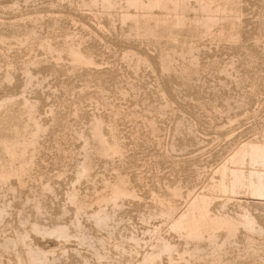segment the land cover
I'll return each mask as SVG.
<instances>
[{"label": "rangeland", "instance_id": "1", "mask_svg": "<svg viewBox=\"0 0 264 264\" xmlns=\"http://www.w3.org/2000/svg\"><path fill=\"white\" fill-rule=\"evenodd\" d=\"M81 1L84 2V0H0V100L23 98L30 103L34 101L32 104L34 111L36 109L35 114L37 113L35 115L37 119L30 123L33 132H37L34 137L35 144L29 149L27 156L33 164L28 161L30 163L23 177L19 179L18 176L12 177L0 184L2 187L0 206L6 207L0 216V245H5L0 246V264L19 262L27 264L28 256L22 244L7 246L5 242L8 238H14L20 231L30 230L31 224L38 221L48 227L61 222L67 223L74 235L67 240H58L53 236L43 237L31 233L33 242H37L36 245L55 254L48 252L51 257H57L54 264H191L189 262L215 264L216 260V264H223L225 261L227 263L224 264H260L259 259H256L257 253L254 252L264 255V233L258 232L253 235L239 226L235 235L226 229H214L210 235L214 233L215 238L208 235H204L203 238L193 235L190 239L191 235L185 228H179L178 222L179 219L193 213L191 205L193 195L207 193L212 198L210 212L214 216L224 213L227 216L232 215L231 217L239 221L242 215L240 212L247 208L252 210L258 222L264 226V196L249 195L240 185L234 188L230 174H228L230 178L226 176L224 179L227 185V193H224L220 188L218 190L221 176L216 172L224 164L231 168L233 166L231 157L247 142L264 145V0H241L243 3L239 5L238 17L240 23L235 27L242 40L217 38L222 34V28L225 34L229 29V31L235 29L226 21H222L221 26L215 24L211 31L212 35L195 39L200 46L194 54L198 60V72L189 76L187 81H183L179 72L163 71L162 64L160 67L162 62L169 65L172 63L171 66L179 71L186 64V60L173 53L168 55L170 57L164 56L163 50L167 44L163 45L162 41H156V38L141 36L144 21L141 9L133 7L131 10V7L124 5L126 4L124 0H122L124 4L119 0L120 3L116 5H119V9L115 6L113 11L112 8L108 10L105 5L107 10L103 9L104 6L100 7L103 0L95 2L96 8L93 3L95 0H85L84 6ZM189 2L185 5L186 7L189 4L187 8L181 9L183 12L173 10L159 12L155 9V13L176 16L178 12L180 15H187L190 20L194 18L193 22L198 21V16L201 17L199 19L201 21L204 20L202 16L208 17L209 13L201 10L198 2L195 0ZM86 5L88 6L85 7ZM190 8L198 9L196 12ZM107 11L111 13L108 14ZM124 13L134 14L133 20L123 19ZM135 21H138L139 28H136ZM98 25L104 26L100 28ZM130 29L134 33L137 31L138 34H134ZM256 40H259L258 43H255ZM70 48L93 57L97 65L77 66L71 59ZM132 49L135 50L132 51L135 56L129 51ZM124 50L129 54L122 58ZM159 57L161 60H157ZM125 58H128L127 61ZM136 61L139 62L138 65ZM160 91L167 97L161 96ZM111 104L112 108L109 107ZM135 114L140 116L136 119L132 116ZM145 116L147 121H143ZM99 118L108 123V125L104 123L105 126L113 123L118 130L119 142L121 148H124L121 149L119 156L116 154L103 158L99 153L100 142L94 128ZM22 120H26L25 116ZM83 153H88L93 161L97 159L91 174L93 181L92 177L89 180L87 178L79 180L77 177L75 168L80 160H84L83 157L86 155ZM122 154L123 158L120 157ZM249 158L246 154L243 164L237 168L244 169L245 171H241L247 175L257 170L263 173L264 166L262 168L259 164L252 166L250 161L247 162ZM227 160L229 162H226ZM116 175L123 177L129 175L127 177L129 185L131 184L129 187L136 195H133L134 198L128 197L114 207L112 202L99 201L96 197L109 194V183L115 180ZM20 179L25 184L22 187ZM175 187L179 190L180 196L176 197ZM74 188L80 191L77 193L80 195L73 201L70 195L72 193L69 192L70 189L75 190ZM168 188H173L174 192ZM233 188L237 189V193L236 190L232 191ZM157 196L164 198L165 201ZM168 198L170 199L166 200ZM84 203L85 207L82 205ZM169 206H172V209ZM99 210L107 214L108 224L99 225L96 222L93 215ZM27 217L29 220H26ZM93 222H96V225ZM173 226H177L176 231L173 230L175 229ZM258 234L262 237L257 236ZM80 237H85V241L82 242ZM250 238L253 240L250 241ZM220 242L222 245H219ZM228 243L232 247L228 246ZM122 246L125 248L122 249ZM252 246L254 249L260 248V251L253 249L252 253ZM194 248H198V251ZM225 248L229 249L225 252L232 254L228 253L224 258ZM160 249H167L169 252ZM124 250H127L126 252L130 250V254L123 252ZM211 251L215 255L220 254L221 256H217L222 257V262H218L217 256L215 257ZM156 252L159 253V257L156 256ZM248 253L253 254L248 256L251 258L244 256L249 255ZM19 255L22 257L24 255L23 259ZM239 255L241 257H238ZM200 257L206 258L203 261L199 259Z\"/></svg>", "mask_w": 264, "mask_h": 264}, {"label": "bare ground", "instance_id": "2", "mask_svg": "<svg viewBox=\"0 0 264 264\" xmlns=\"http://www.w3.org/2000/svg\"><path fill=\"white\" fill-rule=\"evenodd\" d=\"M88 1H91V0H88ZM87 1V2H88ZM98 0H95L93 3L95 4V2H97ZM102 1V0H101ZM119 0H103V3H102V6L100 5V7H103L104 5L109 8L108 10H110V8H112V11L114 10L113 7H115L118 3ZM122 1V0H120ZM126 4L123 3V1L121 3H123L124 5H127L129 8L131 7V10L133 9V7L135 8H138V9H141L143 12V18H144V21L142 22V26H141V30L143 32V34L141 36H145V37H151V38H156V41H162L163 45L164 43L167 44V47L166 49L164 48L163 52H164V56H168L170 53H173V54H176V55H179V57H181L183 60H186V64L181 68L179 67V64L177 65L179 68H181L179 71L176 70L174 67H172V63L171 65H169L168 63L166 62H162L160 63V67H161V64H162V69L163 71L164 70H173L175 71L176 73L179 72V75L182 77L183 81H187L189 76L193 75V74H196L198 72V60L195 58L194 54L197 50L200 49V46L199 44L197 43V41L195 39H197V37H205V36H208L211 34V31H212V28H214L215 24L216 25H220L222 21H226L229 23L230 27L234 28L236 26L237 23H240V21L238 20V17L240 15V10H239V5L240 3H243L241 2V0H195L196 3L198 2L199 5H200V9L201 10H204V11H207L209 13L208 17L206 18V16H202L204 20H199L201 19L200 16L197 17L198 21L196 20V22H193V20H190L188 19L185 15H180L176 14V16H171V15H161L160 13L156 14L155 13V9H157L159 12L163 11V10H173V11H182L181 9H184L185 5L191 1V0H124ZM85 2V0H84ZM81 1V4L83 5V3ZM100 2V1H99ZM190 3V2H189ZM192 3V2H191ZM88 4V3H87ZM90 4V2H89ZM88 4V5H89ZM81 5V6H82ZM88 5H86L85 7H87ZM93 5V4H92ZM96 6H94V8L97 7V3L95 4ZM121 5V4H120ZM192 5V4H191ZM84 6V5H83ZM104 6V10L106 9V7ZM119 6V5H118ZM118 6H116L118 8ZM189 6V4L187 5ZM187 6L185 8H187ZM197 6V5H196ZM92 6L90 5V8ZM115 7V8H116ZM127 7V8H128ZM89 8V7H88ZM123 8V6H122ZM126 8V6H125ZM135 8V9H136ZM192 8V7H191ZM190 8V9H191ZM194 8V7H193ZM101 9V8H100ZM102 9V10H103ZM119 9V8H118ZM134 9V10H135ZM196 9V8H195ZM191 9V11H196L197 12V9ZM93 10V9H92ZM107 10V9H106ZM116 10V9H115ZM122 9L119 10V12L121 11ZM130 10V11H131ZM124 11V10H123ZM126 11V10H125ZM124 11V12H125ZM129 11V9H128ZM126 11V12H128ZM129 11V13H131ZM187 11V10H186ZM203 11V12H204ZM242 11V10H241ZM108 12V11H107ZM106 12V13H107ZM110 12V11H109ZM108 12V14H109ZM137 12V10H136ZM139 12V11H138ZM137 12V13H138ZM183 12V11H182ZM201 13V11H199ZM198 12V13H199ZM206 12V13H207ZM104 13V11H103ZM111 13V12H110ZM129 13H124V15L122 16L123 19L125 20H129L131 18V20H133V15L129 14ZM134 13V12H133ZM136 13V14H137ZM190 13V11H189ZM242 13V12H241ZM107 14V15H108ZM121 14V12H120ZM163 14V13H162ZM169 14V13H167ZM112 15V14H111ZM141 15V14H139ZM195 15V14H193ZM199 15V14H198ZM243 15V14H241ZM109 16V15H108ZM121 16V15H120ZM136 16V15H135ZM171 16V17H170ZM191 16V15H190ZM197 15H195L196 17ZM141 17V18H142ZM200 17V18H199ZM137 18V17H136ZM241 18V17H240ZM138 19V18H137ZM123 22V21H122ZM126 23V21H124ZM123 22V23H124ZM128 22V21H127ZM131 22V21H130ZM136 22V28H139L138 26V21H135ZM100 23V21H98V24ZM103 24V23H102ZM135 24V23H134ZM129 25H132V24H129ZM128 25V26H129ZM100 28H103L104 25H98ZM134 26V27H135ZM138 26V27H137ZM214 26V27H213ZM221 26V25H220ZM223 26V25H222ZM130 28V26H129ZM128 28V29H129ZM132 28V27H131ZM134 28H132L133 30ZM217 29V28H216ZM220 29V28H219ZM140 30V29H139ZM222 34L221 35H218V39L221 40V39H230V40H242L239 32H238V29L237 27H235V29H232L231 31H227V33L225 34L224 32V29L222 28ZM131 31V29H130ZM221 31V30H220ZM133 32V31H131ZM214 32V31H213ZM134 33V32H133ZM136 33L138 34V32L136 31ZM134 33V34H136ZM30 35V33H29ZM212 35V34H211ZM28 36V35H26ZM215 36V35H214ZM25 37V36H24ZM23 37V38H24ZM33 37V35L31 36ZM212 37V36H211ZM137 38H138V35H137ZM144 38V37H143ZM207 38V37H206ZM241 38V39H240ZM80 39V38H79ZM84 39V38H83ZM212 39V38H211ZM215 39V38H214ZM213 39V40H214ZM259 39V38H258ZM25 40V39H24ZM27 40V39H26ZM261 40V39H260ZM202 41V40H201ZM259 40H256L255 43H258ZM46 42V41H45ZM204 42V41H203ZM221 42V41H220ZM224 42V41H223ZM46 43H49V41H47ZM79 43V42H77ZM42 44V43H41ZM51 44V43H50ZM81 44V43H80ZM44 45V44H43ZM49 45V44H47ZM46 45V47H47ZM74 45V44H73ZM79 45V44H78ZM205 45V44H204ZM50 46V45H49ZM48 46V48H49ZM161 46V45H160ZM211 46V45H210ZM45 47V46H44ZM52 48V46H50ZM72 47H75V46H72ZM78 47V46H77ZM204 47V46H203ZM47 48V49H48ZM206 48V46H205ZM50 49V48H49ZM71 49V48H70ZM79 49V48H78ZM129 49V48H127ZM161 50V49H160ZM131 51V54H134L135 50H129ZM132 51H134L132 53ZM143 51V50H142ZM146 51V50H145ZM125 54H122V58L125 56L127 57L129 53H127V51H125ZM71 54V59L76 63L77 66H85V67H90L92 65H97L95 63V60L93 57H90L86 54H84L83 52H81L80 50H76L74 48H72L69 52ZM136 53H139L136 51ZM149 53V52H148ZM162 52H160L161 54ZM150 54V53H149ZM95 55V54H94ZM139 55V54H138ZM151 55V54H150ZM133 56V55H132ZM130 56V59L131 57ZM135 56V54H134ZM141 56V55H140ZM139 56V57H140ZM145 57V56H144ZM152 57V55H151ZM160 57H162L160 55ZM160 57L157 59L159 60ZM170 57V56H168ZM167 57V58H168ZM142 58V57H141ZM164 58V57H163ZM126 59V58H125ZM123 59V60H125ZM128 59V58H127ZM127 59L125 61H127ZM129 59V61H130ZM138 58H136L137 60ZM154 59V58H153ZM161 60V59H160ZM174 60V59H173ZM39 61V60H38ZM37 61V62H38ZM132 61V60H131ZM139 61V60H138ZM141 61V60H140ZM145 61V60H144ZM143 61V62H144ZM156 61V60H155ZM168 61V60H167ZM145 62H148V61H145ZM160 62V61H158ZM173 62V61H172ZM177 62V60H176ZM175 62V63H176ZM40 63V62H39ZM98 63V62H97ZM137 63V61H136ZM139 63V62H138ZM137 63V65H138ZM170 63V62H169ZM183 63V62H182ZM158 64V63H156ZM99 65V64H98ZM129 65V64H128ZM147 65V64H146ZM144 65V66H146ZM152 64L150 65H147V66H151ZM181 65V64H180ZM136 66V64H135ZM134 66V67H135ZM130 67V66H129ZM133 67V66H131ZM138 67V66H137ZM137 67L135 69H137ZM75 68V67H74ZM140 68V67H139ZM152 68V67H151ZM132 69V68H131ZM148 69V68H146ZM154 69V68H153ZM160 69V68H159ZM138 70V69H137ZM152 70V69H151ZM134 71V70H133ZM153 71V70H152ZM166 71V72H167ZM137 72V71H136ZM155 72V71H154ZM169 72V71H168ZM153 73V72H152ZM162 73V72H161ZM170 73H173V72H170ZM7 74H10V73H7ZM136 74V73H134ZM9 76V75H7ZM11 78V77H10ZM9 78V79H10ZM7 79V78H6ZM178 79V78H177ZM166 81V80H165ZM178 82V81H177ZM159 83V82H158ZM171 83V82H170ZM171 84H174V83H171ZM160 85V84H159ZM167 85V84H166ZM161 86V85H160ZM185 86V85H184ZM160 88V87H159ZM162 88V87H161ZM168 88V87H167ZM126 89V88H125ZM124 90V88H123ZM127 90V89H126ZM169 90V88H168ZM261 90V89H260ZM123 92V91H122ZM121 92V94H122ZM161 92V91H160ZM171 92V91H169ZM163 93V94H162ZM173 93V92H172ZM126 94V93H125ZM124 95V92L123 94ZM161 96L162 95H166L164 92H161L160 94ZM126 96V95H125ZM167 97V95L165 96ZM177 99V98H175ZM29 100V99H28ZM163 100V99H162ZM165 101L166 98H165ZM169 101V100H168ZM167 101V102H168ZM172 102V101H171ZM34 103V101L32 102ZM30 103L29 101L25 100V99H16V100H9V101H1L0 100V184L5 182L6 180L8 179H11L12 177H16L18 176V179L23 177L24 173L26 172V170L28 169V163L31 162L30 159H27V156L28 155V151L29 149L34 146L35 142H34V137L36 135V131L33 132L34 130H32L30 128V123L31 121H34L37 119H35V111H34V106L33 104ZM173 103V102H172ZM110 104V103H109ZM166 104V102H165ZM169 104H170V101H169ZM174 104V103H173ZM36 105V104H35ZM201 105V104H200ZM203 105V104H202ZM160 106V105H159ZM165 106V105H164ZM162 106V107H164ZM173 106V105H172ZM112 108V104L111 106H109ZM161 107V106H160ZM172 108V107H170ZM114 109V108H113ZM118 109V108H117ZM123 109V108H121ZM161 109V108H160ZM77 110V109H76ZM191 110V109H190ZM111 111V110H110ZM119 111V110H118ZM117 111V112H118ZM124 111V110H123ZM157 111V110H156ZM113 112V111H112ZM173 112V111H172ZM76 113V112H75ZM114 113V112H113ZM124 113V112H123ZM126 113V112H125ZM171 113V112H170ZM115 114V113H114ZM133 114V112H132ZM159 114H162V113H159ZM117 115V114H116ZM126 117L128 116V114H125ZM136 115V116H135ZM135 115H132L134 118H138L140 115L138 114H135ZM164 115H167V114H164ZM24 116H25V121L22 120V118L24 119ZM120 116V115H118ZM129 116H131L129 114ZM102 116H100L101 118ZM115 117V116H114ZM113 117V118H114ZM117 117V116H116ZM125 117V116H124ZM155 117V116H154ZM162 117V116H161ZM96 118V117H95ZM100 118L97 120V123L94 124V128L96 129V136L97 138L99 139V142H100V151L99 153H101L102 157L103 156H114V155H118L119 153H121V149H124V148H121V145H120V142H119V137H118V130H116L115 126H113L112 124H109L110 126H105V124L108 125V123H105L103 122V120ZM110 118V116H109ZM136 118V119H137ZM142 118V116H141ZM144 118V117H143ZM142 118V119H143ZM160 118V117H159ZM104 119V117H103ZM115 119V118H114ZM128 119H130V117H128ZM147 117L145 116V119L143 121H147L146 120ZM151 119V118H150ZM110 120V119H109ZM113 120V119H112ZM115 120H113L114 122ZM153 121V120H152ZM152 121L150 123H152ZM107 122V121H106ZM116 122V121H115ZM149 122V121H148ZM34 122H32L33 124ZM105 123V124H104ZM149 123V124H150ZM37 124V123H36ZM40 124V123H39ZM35 125V124H34ZM38 125V124H37ZM37 125L35 126V128H37ZM96 125V127H95ZM156 126V124H154ZM153 125V126H154ZM32 126V125H31ZM152 126V127H153ZM154 126V127H155ZM42 127V126H40ZM72 127V126H71ZM107 127V130L106 128ZM153 127V131H155V128ZM44 128V127H42ZM118 128V127H117ZM67 129V128H66ZM38 130V129H36ZM44 130V129H43ZM45 131V130H44ZM43 131V132H44ZM152 131V132H153ZM63 132V131H62ZM74 132V131H73ZM155 134V133H154ZM54 135V134H53ZM121 135V134H120ZM152 135V134H151ZM65 136V135H64ZM80 136V135H79ZM95 136V135H93ZM42 137V136H41ZM37 138V137H36ZM83 138V137H81ZM80 138V139H81ZM95 138V137H94ZM123 138V137H121ZM120 138V140H122ZM148 138V137H147ZM155 138V137H154ZM159 138V137H158ZM65 139V138H64ZM77 139V138H76ZM136 140V138H135ZM95 141V140H94ZM93 141V142H94ZM264 141V140H263ZM263 141L261 143H263ZM69 142V141H68ZM87 142V141H86ZM258 142V141H257ZM85 143V142H84ZM122 143V142H121ZM162 143V142H159V144ZM89 145V144H87ZM85 145V146H87ZM93 145V143H92ZM95 146V145H94ZM124 146V145H123ZM93 147V146H92ZM91 147V148H92ZM84 148H87V147H84ZM94 148V147H93ZM90 149V148H89ZM88 149V150H89ZM95 149V148H94ZM85 150V149H84ZM34 151V150H33ZM61 150H59V153H60ZM66 151V150H65ZM91 151V150H89ZM32 152V150L30 151ZM67 152V151H66ZM86 152H87V149H86ZM92 152V151H91ZM35 153V152H33ZM66 153H64L65 155ZM85 154V153H83ZM94 154V153H93ZM91 154V155H93ZM246 154L249 155V159L247 162H251L250 164H252V166L254 165H261L259 167H263L264 166V145H260L259 143H254V142H247V144H245L243 147H241L239 150L236 151V154H234L230 161L232 163V167L229 168L227 167L226 164L220 166V169L216 172H219L221 178H219V186H218V190L219 188L221 189L222 192H226L227 191V185L225 184L224 182V179L226 176H229L230 178V175L232 177V186L234 188H236L235 186H238L240 185L243 189H245V192L247 191V193H249V195H252V196H256V197H263L264 196V170H263V173L260 172V171H252L250 174H246L245 172L241 171V170H244V169H238V165L240 164H243L244 162V157H246ZM86 156L83 157V161L80 160V162H78L77 167L75 168L76 170V174H77V177L78 179H82V178H87V180H89V178H91V174H92V170H94V165L96 162L97 159H95L93 161V159H90L88 153L85 154ZM95 155V154H94ZM99 155V156H101ZM166 155V154H165ZM34 156V155H33ZM119 156V155H118ZM117 156V157H118ZM66 157V156H65ZM101 157V158H102ZM103 157V158H105ZM123 158V154L122 156H120ZM31 158V156L29 157ZM34 158V157H33ZM32 158V159H33ZM56 158V157H55ZM66 158H69V157H66ZM94 158V157H93ZM107 158V157H106ZM109 158V157H108ZM100 159V158H99ZM111 159V158H110ZM246 159V158H245ZM107 160V159H106ZM247 160V159H246ZM30 161V162H28ZM226 162H229L228 160ZM246 162V161H245ZM230 163V164H231ZM31 164H33L31 162ZM249 164V163H248ZM247 164V165H248ZM242 166V165H241ZM240 166V167H241ZM33 167V165L31 166ZM251 167V166H250ZM116 168V167H115ZM264 168V167H263ZM30 169V168H29ZM117 169V168H116ZM115 169V170H116ZM252 169V168H251ZM258 169V168H257ZM247 170V169H246ZM254 170V169H253ZM262 170V169H261ZM230 171V172H229ZM245 171V170H244ZM251 171V170H250ZM27 174V173H26ZM118 174V173H117ZM123 174V173H122ZM121 174V175H122ZM125 174V173H124ZM123 174V175H124ZM230 174V175H228ZM23 175V176H22ZM60 175V174H59ZM201 175V173H200ZM25 176H28V175H25ZM40 176H43V175H40ZM129 176V175H128ZM125 175V177L123 176H120V175H116V178L114 181H112L110 184V192L108 191L109 194L107 195H100L101 196H98L96 198H98L99 201H110L112 202V205H114V207L116 205H118L120 202L122 203V201H124L125 199H127L128 197H131L133 195H136V193L134 194L135 191H132L130 189L129 186H131V184L129 185V181L127 179V177ZM104 177V176H103ZM35 178V177H34ZM139 178V177H138ZM214 178V177H213ZM17 179V178H16ZM41 179V178H40ZM212 179V178H211ZM215 179V178H214ZM15 180V179H14ZM86 180V179H85ZM91 180V179H90ZM218 180V179H217ZM230 180V179H229ZM21 181V179H20ZM19 181V182H20ZM92 181H93V177H92ZM107 180H105L106 182ZM110 181V179H108V182ZM22 184L20 185L22 187V185L24 184L23 180L21 181ZM104 182V183H105ZM131 182V180H130ZM17 183V180L16 182ZM26 183V182H25ZM48 183V182H47ZM134 183V182H133ZM218 183V182H216ZM20 184V183H19ZM46 184V183H45ZM108 185V183H106ZM231 184V183H230ZM6 185V183H5ZM10 185V184H9ZM25 185V184H24ZM105 186L107 187L106 189H108V186ZM214 185H212V188H213ZM230 186V185H229ZM1 187V186H0ZM12 187H15V186H12ZM74 187V186H73ZM104 187V188H105ZM2 188V187H1ZM178 188V187H177ZM231 188V187H230ZM232 189V191L234 192V190H236V193H237V189ZM238 190H239V187H237ZM10 190L12 188H9ZM17 189V188H16ZM15 189V190H16ZM75 189V188H74ZM77 189V188H76ZM75 190H71L70 189V195L71 198L73 199V201L76 199L77 195L79 196V194H77L78 192L80 191H76ZM135 189V188H133ZM170 189V188H168ZM173 190V188H171ZM170 189V190H171ZM242 189V190H243ZM78 190V189H77ZM14 191V190H13ZM72 191V192H71ZM182 191V189H181ZM169 192V191H168ZM174 192V190H173ZM231 192V190H230ZM239 192V191H238ZM243 192V193H245ZM172 193V192H171ZM176 194V197L177 195H179V190L176 189L175 187V192ZM182 193V192H181ZM212 193V192H211ZM221 193V192H220ZM227 193V192H226ZM232 193V192H231ZM68 194V196H69ZM99 194V192H98ZM97 194V195H98ZM105 194H106V191H105ZM138 195V194H137ZM174 195V194H173ZM211 195V194H210ZM248 195V194H247ZM160 196V195H159ZM157 196V197H159ZM172 195H170L171 197ZM180 196V195H179ZM178 196V197H179ZM137 197V196H136ZM135 197V198H136ZM156 197V198H157ZM69 198V197H68ZM87 198V197H86ZM95 198V199H96ZM132 198V197H131ZM134 198V196H133ZM139 198V197H137ZM160 198V197H159ZM181 198V197H180ZM79 199V198H78ZM164 200V198H160V200ZM170 198L166 199V200H169ZM173 199V198H172ZM214 199V198H213ZM71 200V199H70ZM87 200V199H86ZM162 200V201H163ZM176 200V199H175ZM211 196L209 197L206 194H203V193H196L195 195H193L192 197V208H193V213L190 215H186L184 216L182 219H179V222H178V227H183V229L185 228L186 231L188 232L189 235H191L190 239L193 238V235H195V237H202L204 235H208L209 237L212 238L213 234L210 235V232L213 230L215 231L214 229H226L228 230L229 232L233 233L235 235L237 229L239 228V226H242L248 233L250 234H255V233H264V226H262L258 220L256 219L254 213L252 212V210H248L247 208L244 209V211L240 214L241 215V218L239 221H236L233 217H231L230 215L227 216V214L224 215V213L222 215H219V216H215L213 214H211L210 211H212L210 209V205H211ZM33 201V200H32ZM165 201V200H164ZM71 202V201H70ZM77 202V201H76ZM93 202V201H92ZM157 202V201H156ZM161 202V201H160ZM159 202V203H160ZM38 203V202H37ZM97 203V201H96ZM102 203V202H101ZM168 203V201H167ZM165 203V204H167ZM170 203V202H169ZM168 203V204H169ZM177 203V202H176ZM2 204V203H1ZM40 204V203H39ZM74 204V203H73ZM163 203L161 202V205ZM164 204V205H165ZM167 204V205H168ZM7 205V204H6ZM84 205V207L86 206V204H82ZM97 205H99L97 203ZM109 205V204H108ZM171 205V204H170ZM8 206V205H7ZM76 207V206H75ZM105 207V206H103ZM166 207V206H164ZM170 207V206H169ZM175 207V206H174ZM4 208V206H3ZM1 208L0 206V216L3 215L4 213V209L6 208ZM9 208V207H8ZM78 208V207H77ZM88 208V207H87ZM106 208V207H105ZM112 208V207H111ZM76 209V208H75ZM81 209V208H80ZM170 209H172V206L170 207ZM77 210V209H76ZM79 210V209H78ZM84 210V209H82ZM106 210V209H104ZM161 210V209H160ZM37 211V210H36ZM118 211V210H117ZM162 211V210H161ZM191 211V210H189ZM77 211H75L76 213ZM94 212V211H93ZM114 212V211H113ZM109 213V212H108ZM117 213V212H116ZM164 213V212H163ZM169 213V212H168ZM187 213V212H186ZM185 213V214H186ZM7 214V213H6ZM41 214V213H39ZM239 214V215H240ZM81 215V214H80ZM92 215V213H91ZM164 215V214H163ZM38 216H41V215H38ZM96 219V222L100 225V224H104L106 225L107 223V214L103 211V210H99L96 214L93 215ZM181 216V215H180ZM111 217V216H110ZM109 217V218H110ZM182 217V216H181ZM25 218V217H23ZM22 219V217H21ZM20 219V220H21ZM3 220V219H2ZM26 220H29L28 217ZM22 221V220H21ZM95 221V220H94ZM3 222V221H2ZM1 222V223H2ZM25 222V221H24ZM27 222V221H26ZM33 222V221H31ZM96 222H93L94 224ZM22 223V222H21ZM43 223V222H42ZM72 224L74 222H71ZM28 223H26L27 225ZM67 224V223H66ZM66 224H63L62 222L61 223H58L56 224L55 226H45V225H42L40 224V222H34L31 224V228L30 230H24V229H21V230H24V231H20V233H17L15 234L16 236L14 238H8L7 236L6 237V242L5 244L7 246H11V245H16L17 243H21L24 248H25V251H26V254L28 256V262L27 264H54L55 263V258L57 257H51L49 255V253L52 254V252L45 250L43 249L42 247H40L38 244L36 245V243H34L32 240V236H31V233H34L36 235H41V236H53L55 237L56 239L58 240H61V239H64V240H67L71 235H73L71 232H70V229H69V226L66 225ZM108 224V223H107ZM175 224V223H174ZM22 225V224H20ZM47 225V224H46ZM54 225V224H52ZM78 225H81L82 224H79ZM96 225V224H95ZM177 225V224H175ZM23 226V225H22ZM73 226V225H72ZM20 227V226H19ZM77 227V226H76ZM80 227V226H79ZM102 227V226H101ZM105 227V226H104ZM174 227V226H173ZM177 227V226H176ZM176 227H174L175 229H173L174 231H176ZM25 228V227H24ZM82 228V227H81ZM108 228V227H107ZM106 228V229H107ZM172 228V227H171ZM29 229V228H27ZM182 229V230H183ZM20 230V229H19ZM74 231V230H73ZM79 231H80V228H79ZM86 231V230H85ZM181 231V229H180ZM84 232V231H83ZM179 232V231H177ZM12 233V232H11ZM75 233V232H73ZM79 233V232H78ZM86 233V232H85ZM181 233V232H180ZM228 233V232H227ZM245 233V232H244ZM248 233H246L245 235H247ZM187 234V235H188ZM230 234V233H229ZM233 234H230V235H233ZM253 234V235H254ZM260 234H258L257 236H259ZM77 235V234H76ZM79 235V234H78ZM91 235V234H90ZM233 235V237H235ZM74 236V235H73ZM84 236V235H83ZM248 236V235H247ZM252 236V235H251ZM250 236V237H251ZM9 237H12V236H9ZM76 237V236H75ZM94 237V236H93ZM188 237V236H186ZM214 237V236H213ZM219 237V234L218 236ZM229 237V236H228ZM260 237H262L260 235ZM133 238V237H132ZM215 238V237H214ZM249 238V237H248ZM253 238V237H252ZM85 237H80V240H84L85 241ZM89 239H92V238H89ZM210 239V238H209ZM227 239V238H226ZM231 239V238H230ZM235 239V238H234ZM102 240V239H101ZM199 240V238H198ZM229 240V238H228ZM253 240L250 238V241ZM4 241V239L2 240ZM91 241V240H88V242ZM103 241V240H102ZM209 241V240H208ZM262 241V240H261ZM62 242V241H61ZM83 242V241H82ZM101 242V241H100ZM135 242V241H134ZM164 242V240H163ZM188 242V241H187ZM216 242V241H215ZM225 242V240L223 241ZM254 243V241H252ZM211 243V241L209 242ZM213 243V242H212ZM217 243V242H216ZM230 243V242H229ZM228 243V244H229ZM234 243V242H233ZM4 244V242H3ZM89 244V243H88ZM119 244V243H118ZM116 244V245H118ZM137 244V243H136ZM164 244V243H163ZM222 245V243L220 242L219 245ZM225 244V243H224ZM232 245V243H230ZM230 244L228 246H230ZM2 245V244H1ZM0 245V246H1ZM89 245H92V244H89ZM123 245V244H121ZM161 245V244H160ZM168 245V244H167ZM172 245V244H171ZM196 245V244H195ZM194 245V246H195ZM198 245V244H197ZM218 245V244H216ZM215 245V246H216ZM219 245L217 247H219ZM5 246V245H3ZM1 246V247H3ZM119 246V245H118ZM165 246V245H164ZM173 247L175 245H172ZM225 246V245H224ZM227 246V245H226ZM21 247V246H20ZM124 246H122V249H123ZM131 247H134V245ZM130 247V248H131ZM161 247V246H160ZM171 248V246H169ZM197 247V246H196ZM232 247V246H230ZM116 248V247H115ZM119 248V247H118ZM125 248V247H124ZM165 248V247H164ZM222 248V247H221ZM224 248V247H223ZM251 248V247H250ZM248 248L249 250H253L255 247L252 246V248L250 249ZM5 249V247H4ZM14 249V247L12 246V250ZM121 249V248H120ZM168 249V248H167ZM167 249H162V250H165V252H169L167 251ZM196 251H198L196 248H194ZM202 249V248H201ZM217 249V248H216ZM214 249V251L216 250ZM219 250H221L220 248H218ZM257 250H259L260 248H256ZM256 249H254L256 251ZM8 250V249H7ZM119 250V249H118ZM132 250V249H131ZM161 250V249H160ZM161 250V251H162ZM194 250V251H195ZM200 250V249H199ZM206 250V249H205ZM226 250H229L228 248L223 251L225 252ZM254 250L252 251V253L254 252ZM14 251V250H13ZM16 251V250H15ZM23 251V250H22ZM122 251V250H121ZM120 251V252H121ZM127 251V250H126ZM125 250L123 252L125 253H129L126 252ZM171 251V250H170ZM186 251V250H185ZM231 251H232V248H231ZM260 251V250H259ZM131 252H134V251H131ZM159 252V250H158ZM164 252V251H163ZM176 252V251H175ZM202 252V250H201ZM213 251H211L212 253ZM219 252V251H218ZM222 252V251H221ZM17 253V252H15ZM23 253V252H21ZM160 254H163L161 252H159ZM159 253H155L157 254L156 256L159 255ZM186 253V252H185ZM200 253V252H199ZM216 253V252H215ZM220 253V252H219ZM226 253V254H225ZM224 254V258L225 256L228 254V253H231V252H225ZM251 253V251H250ZM257 253V254H255ZM18 254V253H17ZM100 254V253H99ZM98 254V256H99ZM130 254V253H129ZM132 254V253H131ZM154 254V256H155ZM196 254V253H194ZM193 254V255H194ZM198 254V253H197ZM203 254V253H202ZM214 254V253H212ZM211 254V256H212ZM232 254V253H231ZM249 254V253H248ZM254 254L256 255V259H259L258 261H260L261 263L260 264H264V255H259V252H254ZM264 254V253H263ZM52 255H55V254H52ZM171 255V253H170ZM189 255V253H188ZM192 255V254H190ZM205 255V254H204ZM208 255V254H207ZM219 256H221L220 254H217ZM217 255L214 254V256L216 257ZM253 255V254H251ZM250 254L249 255H244V256H251ZM101 256V255H100ZM103 256V255H102ZM152 256V255H150ZM153 256V257H154ZM155 256V257H156ZM199 256V255H197ZM203 255H201L202 257ZM217 256V259H218V262H222L221 258L222 257H219ZM19 257H22L19 255ZM24 257V255H23ZM22 257V259H23ZM105 257V256H103ZM102 257V258H103ZM153 257H150L152 259H156V258H153ZM159 257V256H158ZM171 257V256H170ZM190 257V256H189ZM193 257V256H192ZM201 257L199 259H201ZM227 257V256H226ZM238 257H241L240 255ZM86 258V257H85ZM101 258V257H100ZM148 258V257H147ZM146 258V259H147ZM182 258H183V255H182ZM195 258V257H194ZM206 258V257H205ZM203 258V259H205ZM207 258H210V257H207ZM235 258V257H234ZM248 258H251V257H248ZM170 259V258H169ZM184 259H187V258H184ZM182 259V260H184ZM191 259V257H190ZM197 259V258H196ZM201 259V260H203ZM213 259V257H212ZM237 259V258H236ZM240 259H243V258H239ZM254 259H255V256H254ZM18 260V259H17ZM57 260V259H56ZM148 261H150L149 259H147ZM145 260V261H147ZM174 260V259H173ZM188 260V259H187ZM195 260V259H194ZM198 260V259H197ZM208 260V259H207ZM221 260V261H220ZM226 260V259H224ZM243 260H246L245 258ZM242 260V261H243ZM248 260V259H247ZM153 261V260H151ZM186 261V260H185ZM199 261V260H198ZM204 261V260H203ZM210 261V260H209ZM213 261V260H212ZM257 261V260H256ZM189 262V260H188ZM226 262V261H225ZM223 262V264L225 263ZM239 262V261H238ZM254 262V261H253ZM152 263V262H151ZM171 263V262H170ZM187 263V261H186ZM189 263H193V262H189ZM216 263H217V260H216ZM215 263V264H216ZM227 263V262H226ZM18 264H25V262H19ZM188 264V263H187ZM219 264H222V263H219ZM256 264V263H254Z\"/></svg>", "mask_w": 264, "mask_h": 264}]
</instances>
